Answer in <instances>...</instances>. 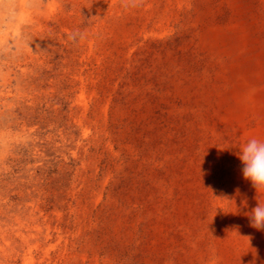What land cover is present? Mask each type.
Segmentation results:
<instances>
[{"label":"rangeland","instance_id":"1","mask_svg":"<svg viewBox=\"0 0 264 264\" xmlns=\"http://www.w3.org/2000/svg\"><path fill=\"white\" fill-rule=\"evenodd\" d=\"M251 138L264 0H0V264H264Z\"/></svg>","mask_w":264,"mask_h":264},{"label":"clouds","instance_id":"2","mask_svg":"<svg viewBox=\"0 0 264 264\" xmlns=\"http://www.w3.org/2000/svg\"><path fill=\"white\" fill-rule=\"evenodd\" d=\"M242 176L257 190L264 188V139L251 138L239 150ZM250 226L264 230V204L257 203L249 213Z\"/></svg>","mask_w":264,"mask_h":264}]
</instances>
